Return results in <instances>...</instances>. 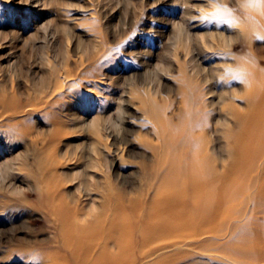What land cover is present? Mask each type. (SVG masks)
<instances>
[{"label":"rangeland","instance_id":"rangeland-1","mask_svg":"<svg viewBox=\"0 0 264 264\" xmlns=\"http://www.w3.org/2000/svg\"><path fill=\"white\" fill-rule=\"evenodd\" d=\"M250 3L264 6L258 0H0V99L8 98L0 118V264H43L59 247L60 221L48 205L60 203L46 196L55 187L37 178L42 159L52 164L64 201L82 212L97 215L103 194L130 210L138 206L131 219L137 235L144 228L137 216L155 194L162 117L207 125L208 154L232 168L221 93L241 92L255 74L231 62L264 70V26L236 32L251 17ZM224 60L226 77L215 70ZM61 72L67 75L59 88ZM244 102L236 106L245 109ZM24 104L33 109L26 115ZM96 117L99 126L91 123ZM263 168L245 179L247 190L234 204L237 219L213 229L203 222L210 231L188 242L192 251L180 244L179 264H242L233 247L264 241V234L252 235L264 233ZM26 252L29 259L20 256Z\"/></svg>","mask_w":264,"mask_h":264},{"label":"bare ground","instance_id":"bare-ground-1","mask_svg":"<svg viewBox=\"0 0 264 264\" xmlns=\"http://www.w3.org/2000/svg\"><path fill=\"white\" fill-rule=\"evenodd\" d=\"M246 6V14L251 17H248L247 23L239 24L236 28V32L241 35L254 33L253 29L258 25L264 26V6L260 8L257 4L255 7L254 3ZM235 36L231 34L229 40ZM217 39L221 41V36ZM228 65L226 60L218 62L215 70L222 77L229 76L231 71ZM231 65L241 66L247 73L255 74L254 78L244 82V90L241 92L236 90L225 93L223 90L221 93V102L225 103L222 108L225 118L222 137L228 141V154L235 163L227 170L224 163H217L208 154L209 136L205 132L207 125L193 121L188 123L187 119L179 124L162 117L157 132L158 168L156 181L152 184L155 194L137 216V219L142 217L139 220L142 219L144 226L138 235L131 226V219L136 216L138 206L130 210L118 200L113 204L111 195L103 194V204L95 207L97 215L82 212L64 201L58 176L55 171L51 172L52 164L43 159L42 164L39 162L36 169L38 180L45 183L46 188L51 185L55 187V190H48L46 196L52 200L57 199L60 203L48 205L52 216L60 221L59 238L57 236L55 240L59 247L54 249L51 256L43 259V264H179L178 260H183L178 251L180 244L190 246L197 241L199 235L210 231L208 226L203 228V222H213V229L217 224L238 217L239 211L234 208L236 197L247 190V176L251 173L257 175L264 163V70L250 61L241 63L235 60ZM66 75L64 72L57 75V87H62L61 77L66 78ZM7 99L5 95L0 99V118L8 111ZM238 99L245 101V109L236 106ZM19 105L14 104L13 108L19 109ZM27 105L21 107L24 115L33 110ZM100 121L101 118L96 117L91 123L99 126ZM230 121L238 129L232 128ZM94 182L98 187L101 181L94 178ZM111 209L112 214H107ZM194 211L196 216L192 213ZM263 234L258 230L252 231V235L261 238ZM191 241L193 243L189 244ZM233 248L244 261L242 264H264L261 263L264 261V241H246ZM63 249L64 253L61 252ZM189 250L194 249L190 246ZM20 256L29 259L30 254L26 252ZM187 258L188 256L184 260Z\"/></svg>","mask_w":264,"mask_h":264}]
</instances>
